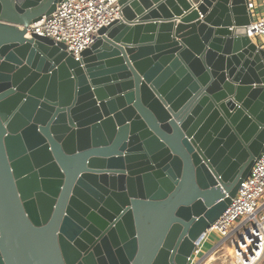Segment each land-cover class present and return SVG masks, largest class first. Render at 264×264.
<instances>
[{
  "label": "water",
  "instance_id": "water-1",
  "mask_svg": "<svg viewBox=\"0 0 264 264\" xmlns=\"http://www.w3.org/2000/svg\"><path fill=\"white\" fill-rule=\"evenodd\" d=\"M59 1L0 0V264H188L264 151L247 0H119L79 60Z\"/></svg>",
  "mask_w": 264,
  "mask_h": 264
},
{
  "label": "built area",
  "instance_id": "built-area-1",
  "mask_svg": "<svg viewBox=\"0 0 264 264\" xmlns=\"http://www.w3.org/2000/svg\"><path fill=\"white\" fill-rule=\"evenodd\" d=\"M119 0H60L48 16L28 26L31 33L65 46L66 52L79 60L81 53L94 41L97 32L121 19ZM251 21L247 37L264 50V0H247ZM264 204V151L254 161L230 205L205 231V238L188 257V264H203L208 255L230 240L232 252L217 261L220 264H259L264 259V217L259 213ZM217 233L220 240L201 256L205 240ZM201 256L200 259H198ZM225 261V262H223Z\"/></svg>",
  "mask_w": 264,
  "mask_h": 264
},
{
  "label": "rangeland",
  "instance_id": "rangeland-1",
  "mask_svg": "<svg viewBox=\"0 0 264 264\" xmlns=\"http://www.w3.org/2000/svg\"><path fill=\"white\" fill-rule=\"evenodd\" d=\"M259 216L260 217H264V206L263 205L261 207ZM219 240H220V238L217 235V233H213L209 238H207L205 240V243H204L203 248L201 250V256L203 254L207 253ZM226 243H227V245L231 244L230 240L228 242H226ZM223 246H225L226 249H224V250L223 249L216 250L215 252H212L210 255H208V260L204 264H220L219 261H217V262H215V261L220 259V258H222V257L224 258V257L228 256L227 249L229 250V248H230V247H228L226 245H222V247ZM222 250H223V252H221ZM201 256L198 259H200ZM223 262H225V261H223ZM259 264H264V259Z\"/></svg>",
  "mask_w": 264,
  "mask_h": 264
},
{
  "label": "crops",
  "instance_id": "crops-1",
  "mask_svg": "<svg viewBox=\"0 0 264 264\" xmlns=\"http://www.w3.org/2000/svg\"><path fill=\"white\" fill-rule=\"evenodd\" d=\"M191 2H192V4H193L194 6L197 4V0H191ZM183 16H184V15H183ZM160 18H161V17H160ZM174 18H175V21H173V22H174V23H178V22H179L178 20H179L181 17H174ZM202 18H203V17L200 15V19H202ZM138 19H139V18H138ZM232 28H233V27H230L229 30L231 31ZM263 206H264V204H263ZM217 243H218V242H217ZM217 243H216V244H217ZM216 244H215V245H216ZM215 245H214V246H215ZM224 245L228 246L229 244H228V245H227V244H224ZM214 246H213L211 249H213ZM221 247H222V246H221ZM228 247H230V245H229ZM211 249H210V250H211ZM220 249H221V248H220ZM210 250H209V251H210ZM209 251H208V252H209ZM207 260H208V256H207V258L205 259L204 263H205ZM215 262H217V260H216ZM215 262H214V263H215ZM204 263H203V264H204Z\"/></svg>",
  "mask_w": 264,
  "mask_h": 264
},
{
  "label": "bare ground",
  "instance_id": "bare-ground-1",
  "mask_svg": "<svg viewBox=\"0 0 264 264\" xmlns=\"http://www.w3.org/2000/svg\"><path fill=\"white\" fill-rule=\"evenodd\" d=\"M221 249L224 250V249H226V248H225V246H223ZM221 249H219V250H221ZM223 250H222L221 252H223ZM231 252H232V248L230 247L229 250L227 249V254L230 255Z\"/></svg>",
  "mask_w": 264,
  "mask_h": 264
}]
</instances>
